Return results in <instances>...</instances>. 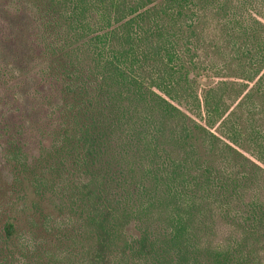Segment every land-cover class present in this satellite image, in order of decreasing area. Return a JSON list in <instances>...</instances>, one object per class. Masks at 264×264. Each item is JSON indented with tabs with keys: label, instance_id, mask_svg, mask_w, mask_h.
<instances>
[{
	"label": "trees",
	"instance_id": "obj_1",
	"mask_svg": "<svg viewBox=\"0 0 264 264\" xmlns=\"http://www.w3.org/2000/svg\"><path fill=\"white\" fill-rule=\"evenodd\" d=\"M27 6L35 23L28 36L39 33L34 49L50 65L21 86H49L53 96H41L46 113L35 100L31 111L19 105L20 86L0 104L20 106L18 136L41 128L57 138L50 149L38 146L37 160L48 163L38 176L20 158L27 144L10 140L7 155L34 173L37 191L49 175L58 218L69 216L63 197L78 213L73 233L60 224L41 233L50 247L33 246L29 264H264V130L237 119L244 104L252 102L250 118L260 110L255 98L264 100V0ZM212 71L224 73L202 87ZM197 218L204 222L194 227ZM130 224L137 237L128 236Z\"/></svg>",
	"mask_w": 264,
	"mask_h": 264
},
{
	"label": "rangeland",
	"instance_id": "obj_2",
	"mask_svg": "<svg viewBox=\"0 0 264 264\" xmlns=\"http://www.w3.org/2000/svg\"><path fill=\"white\" fill-rule=\"evenodd\" d=\"M28 2L33 4V0H0V99H2V96H5L7 92L8 96L13 98L12 95L17 94L18 87L20 86L22 89L24 87L21 95L24 94L26 96L23 97L19 105L23 106L22 108L27 111H31L33 109V102L30 100H35L38 102L37 106L41 111L40 113H46L47 111L42 112L43 106L41 104V96L47 99L51 98L53 94L51 93L52 90L50 87L48 86L42 89V87L38 85L32 86L30 84L21 86V82L25 79L30 77L34 79L41 78L43 73L49 71L50 65V60L44 55L45 53H43L42 50L36 53L34 49L35 44L39 41V35H37L39 33L28 36L33 30V26H35L34 18L28 11ZM27 11L30 16L24 17ZM18 46L20 47L17 51ZM25 47L27 55L21 56L20 51ZM200 57H203L206 64H210V59L207 57L205 58L203 53H200ZM212 58L213 61L217 62L218 67H220L219 65L222 62L221 57L215 55L212 56ZM19 60L21 61L19 62ZM223 73L224 71H221V75H216V71L204 73L199 78V81L202 87L205 88L217 81L218 79H216V76H222ZM253 85L254 83L250 84V87ZM235 93L236 90H232L228 95L234 96ZM26 99H30L29 106ZM52 99L55 100L54 98ZM15 101L16 100L8 99L5 101L4 105L0 104V254L1 252L3 253V257H5L6 260L5 264H29L32 262L30 250L33 246L45 243L46 248L50 247V236L41 233L48 231L50 225L54 224L67 227L68 230L73 233L78 225V213L70 211L71 208L69 205L71 202H69L70 200L66 201L63 197L62 199L66 204V207L63 206V208L66 210L65 213L69 216H64L65 222L63 219L61 220V217L58 218L59 210L54 205L56 198L53 197L51 191L47 188L49 175L45 177V187L40 191L36 190L35 177L44 172V170H47L48 167L46 161L42 162L43 160H37L40 152L38 146L50 149L57 137L53 133L47 131L48 129L43 130L41 128L35 129L36 131L34 130L35 134L33 136L29 133L30 131L18 136L17 132L19 129L17 127L18 124H20L19 120L21 117H18L17 113L20 106ZM228 103H230L229 100ZM251 103L252 102L244 104L243 110L245 109L244 111H247L246 107L251 108ZM263 103L264 100L259 99V96H257L254 101V104L260 106V110L257 114L250 118H246V114L243 111L238 113L237 119L239 118L241 124L244 125L247 124L245 122L246 119L250 121L257 130H264ZM236 104H239V101L236 102ZM25 106L27 107L25 108ZM252 111H254V109H252ZM249 114L252 113L249 111ZM7 118H12V126H10L12 122L9 123ZM23 118H25V116H23ZM195 120H199V118ZM214 130L216 131V128ZM11 134H13L12 138ZM10 140H12V143L17 140L29 146V151L23 150L20 154V158L22 161L24 160L29 164L31 168H34L36 176L34 173L24 171L23 167L17 166L15 159L7 155V146ZM33 144L37 147L34 148ZM245 155L253 159L249 154ZM239 164L233 163V166L238 169V167H241ZM59 186H62V183H59ZM247 187L249 190L252 184ZM222 192L224 191L218 188V192L216 191L215 193H220L221 195ZM52 215L56 216V218L53 217V220H50V216ZM47 217L48 220H45L44 225L42 218ZM201 221H203V218H197L193 221V226L196 227ZM8 224H12L15 228V232L11 236H8L6 233ZM127 234L129 237L138 236L135 224H130L127 228ZM1 259L2 257L0 261Z\"/></svg>",
	"mask_w": 264,
	"mask_h": 264
}]
</instances>
